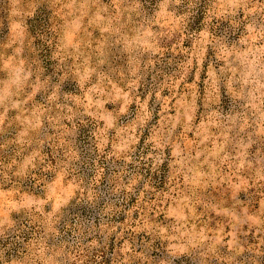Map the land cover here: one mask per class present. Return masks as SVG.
I'll list each match as a JSON object with an SVG mask.
<instances>
[{
  "label": "clouds",
  "instance_id": "clouds-1",
  "mask_svg": "<svg viewBox=\"0 0 264 264\" xmlns=\"http://www.w3.org/2000/svg\"><path fill=\"white\" fill-rule=\"evenodd\" d=\"M0 264H264V0H0Z\"/></svg>",
  "mask_w": 264,
  "mask_h": 264
}]
</instances>
